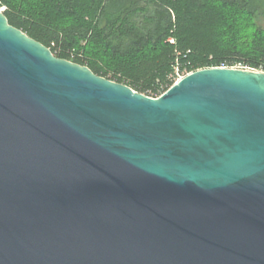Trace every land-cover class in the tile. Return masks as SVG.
<instances>
[{"label":"water","instance_id":"obj_1","mask_svg":"<svg viewBox=\"0 0 264 264\" xmlns=\"http://www.w3.org/2000/svg\"><path fill=\"white\" fill-rule=\"evenodd\" d=\"M0 264H264V73L151 98L0 10Z\"/></svg>","mask_w":264,"mask_h":264},{"label":"trees","instance_id":"obj_2","mask_svg":"<svg viewBox=\"0 0 264 264\" xmlns=\"http://www.w3.org/2000/svg\"><path fill=\"white\" fill-rule=\"evenodd\" d=\"M9 25L53 56L157 98L181 74L264 73V0H0Z\"/></svg>","mask_w":264,"mask_h":264},{"label":"rangeland","instance_id":"obj_3","mask_svg":"<svg viewBox=\"0 0 264 264\" xmlns=\"http://www.w3.org/2000/svg\"><path fill=\"white\" fill-rule=\"evenodd\" d=\"M259 26L261 28H264V17H262L261 19H259V22H258ZM182 75L180 72H178L175 68L173 70V72L171 73V75L169 76V80H174L175 78H177V75ZM135 92V91H134ZM143 95V94H142Z\"/></svg>","mask_w":264,"mask_h":264},{"label":"built area","instance_id":"obj_4","mask_svg":"<svg viewBox=\"0 0 264 264\" xmlns=\"http://www.w3.org/2000/svg\"><path fill=\"white\" fill-rule=\"evenodd\" d=\"M0 10H3V8H0ZM177 70V69H176ZM178 71V70H177ZM177 75V78H175L174 80H173V84L174 83H176L178 80H180L182 77H184V76H186V75H184V74H182V75H178V74H176Z\"/></svg>","mask_w":264,"mask_h":264}]
</instances>
